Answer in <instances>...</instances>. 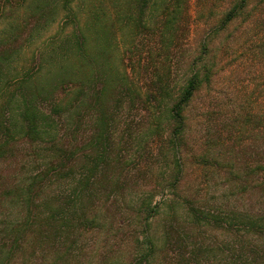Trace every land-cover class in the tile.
Returning a JSON list of instances; mask_svg holds the SVG:
<instances>
[{
	"label": "rangeland",
	"instance_id": "1",
	"mask_svg": "<svg viewBox=\"0 0 264 264\" xmlns=\"http://www.w3.org/2000/svg\"><path fill=\"white\" fill-rule=\"evenodd\" d=\"M95 1L74 0L71 8L78 11L76 19L68 16V7L60 5L55 20L39 37L24 44L18 60H31L32 52L49 43L57 31L85 27L92 13L87 14L84 2L93 9ZM17 2L14 14L21 17L25 7ZM228 4L229 0L207 1L202 7L197 0L190 3L191 30L169 83L177 89L184 79L187 59L199 56L203 43L208 46L205 59L214 64L215 73L186 111L188 127L181 153L175 157L162 145L160 139L167 134L165 121L161 126L149 121L157 111L165 112L163 106L121 105L112 163L92 188L97 205L81 201L82 205L95 206L88 215L99 216L89 227L80 224L77 214L73 215V231L60 218L52 222L59 228L45 223L54 206L64 205L58 194L70 189L67 181H55L37 190L38 199L29 207L6 197L9 187L26 182L38 168L42 170L45 150L40 156L36 153L33 163V147L24 145L0 160V244L12 239L13 227L23 221L28 208L39 214L12 250L9 264H132L140 246L138 237L144 241L141 248L155 243L151 264H244L246 256L252 262H264V238L243 235L236 226L228 231L220 226L195 225L187 211L198 206L219 213H264V0H252L249 11L225 29L217 32V25L211 29L209 24H214ZM106 7L114 20L112 12L116 11L109 1ZM12 8L7 6L5 17L14 15L9 14ZM1 16L0 33L5 21ZM122 45L121 39L116 53L121 54ZM114 62H119L117 54ZM129 126L131 136L126 133ZM91 132V124L81 125L80 154L86 143L83 140ZM202 154L207 157L203 159ZM178 158L183 170L176 183L173 175ZM258 161L262 162L260 168ZM5 254L0 248V256Z\"/></svg>",
	"mask_w": 264,
	"mask_h": 264
},
{
	"label": "trees",
	"instance_id": "2",
	"mask_svg": "<svg viewBox=\"0 0 264 264\" xmlns=\"http://www.w3.org/2000/svg\"><path fill=\"white\" fill-rule=\"evenodd\" d=\"M14 1L0 0L1 18H5L0 33V160L24 145L33 147L32 163L36 153L40 156L41 150H45L42 155L45 164L26 182L9 187L6 197L29 207L38 199L37 190L55 181H67L70 189L61 196L58 194L64 205L54 206V213L45 223L50 226L60 218L73 231V215L77 214L76 219L82 220L80 224L89 227L99 216L88 215L89 209L95 210V206L82 205L81 201L91 200L97 205L92 188L112 163L121 105L126 103L134 108L136 104H143L155 109L163 106L165 112L157 111L149 121L159 126L165 121L163 129H167V134L160 139L162 145L175 157L181 153L188 127L186 111L203 84L210 83L215 73L214 64L205 59L208 46L203 43L204 51L187 59L184 79L177 89L169 83L172 68L181 62L180 59L178 63V58L191 30L193 0H96L93 9L84 2L87 14L92 13L86 26H76L67 33L57 31L49 43L38 51L35 49L31 60L24 63L18 60L22 58L24 44L39 37L42 29L55 20L60 5L68 7L67 14L73 19L77 18L78 11L71 8L74 0H18V5L25 7L18 17L14 14ZM106 1L116 11L112 12L114 20L109 18ZM207 1L211 0H197L198 6ZM251 1L229 0L222 15L213 25L209 24L211 29L215 25L217 32L225 29L249 11ZM8 5L14 7L9 13L14 14L12 17L4 15ZM121 39L123 45L118 54L115 51ZM116 54L118 63L114 62ZM16 58L18 63L14 65ZM85 122L91 124L92 132L83 140L86 143L80 154L79 130ZM129 128L126 133L131 136ZM82 157L83 163H80ZM257 167H262L261 161ZM182 170L178 158L177 173L173 175L176 183L181 180ZM187 211L195 225L220 226L228 231L236 226L243 235L264 238L263 212L219 213L198 206L188 207ZM37 217L39 214L28 208L23 221L13 227L12 239L0 244L1 250L7 252L0 256V264L10 263L12 250ZM138 240L140 246L132 264H151L155 243L151 240L150 247L141 248L144 241L139 237ZM243 263L264 264L252 262L248 256Z\"/></svg>",
	"mask_w": 264,
	"mask_h": 264
}]
</instances>
